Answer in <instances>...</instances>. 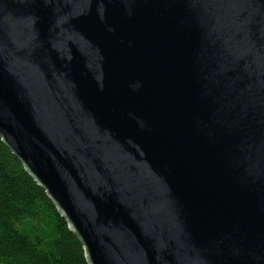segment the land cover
<instances>
[{
    "label": "water",
    "instance_id": "95a60500",
    "mask_svg": "<svg viewBox=\"0 0 264 264\" xmlns=\"http://www.w3.org/2000/svg\"><path fill=\"white\" fill-rule=\"evenodd\" d=\"M0 135L89 264H264V0H0Z\"/></svg>",
    "mask_w": 264,
    "mask_h": 264
},
{
    "label": "trees",
    "instance_id": "16d2710c",
    "mask_svg": "<svg viewBox=\"0 0 264 264\" xmlns=\"http://www.w3.org/2000/svg\"><path fill=\"white\" fill-rule=\"evenodd\" d=\"M0 264H89L83 243L1 135Z\"/></svg>",
    "mask_w": 264,
    "mask_h": 264
}]
</instances>
